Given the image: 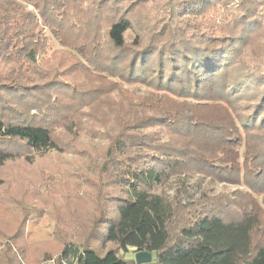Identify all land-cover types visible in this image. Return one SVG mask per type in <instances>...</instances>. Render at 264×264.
<instances>
[{"label":"trees","instance_id":"trees-1","mask_svg":"<svg viewBox=\"0 0 264 264\" xmlns=\"http://www.w3.org/2000/svg\"><path fill=\"white\" fill-rule=\"evenodd\" d=\"M144 1L0 0V167L12 141L58 147L57 128L107 139L100 174L119 194H99L55 264H264V80L242 116L237 95L263 75L228 72L264 0H239L229 25L209 15L228 0H168L149 32L130 18ZM45 30L71 55L46 56Z\"/></svg>","mask_w":264,"mask_h":264},{"label":"rangeland","instance_id":"rangeland-1","mask_svg":"<svg viewBox=\"0 0 264 264\" xmlns=\"http://www.w3.org/2000/svg\"><path fill=\"white\" fill-rule=\"evenodd\" d=\"M228 1L230 4L224 9L218 7L209 13L225 25L233 24L232 19L240 14L239 0ZM153 2L146 0L139 3L130 13L137 31L146 29L144 32H149L152 25L155 26L154 22L165 16L168 0ZM26 4V9L34 10L31 4ZM41 24L38 22L39 27ZM45 32L49 37L48 47L54 45L48 49L46 56H50L55 47L67 52V48H62L50 38L48 30ZM102 34L105 39L104 30ZM128 35V38H133L132 33ZM241 39L244 42L240 54L228 72L231 76L246 79L252 73L263 75L249 78L250 83L246 84L249 90L236 97L241 106L238 112L243 116L248 114L250 102L255 105L252 98L256 88H260L257 87L259 81L264 80V21ZM2 99L0 95V107L5 103ZM238 112H235L237 118L240 117ZM256 134H250L251 142L257 143L260 136ZM55 135L58 147L44 150L41 154L28 151L21 146L23 142L16 144L12 141V148L20 157L0 167L3 180L0 186V264H55L62 247V236L69 239L85 234L81 224L84 217L95 212L99 194L108 197L119 194L114 188H108V178L100 174L104 149L108 144L101 132L68 134L57 128ZM209 183H204L203 187L214 193L223 190L232 193L236 189L232 184ZM136 252L130 247L125 256L135 259ZM49 256L52 258L48 259Z\"/></svg>","mask_w":264,"mask_h":264},{"label":"water","instance_id":"water-1","mask_svg":"<svg viewBox=\"0 0 264 264\" xmlns=\"http://www.w3.org/2000/svg\"><path fill=\"white\" fill-rule=\"evenodd\" d=\"M135 260L137 263H149L152 261V255L148 252L138 251L136 252Z\"/></svg>","mask_w":264,"mask_h":264}]
</instances>
